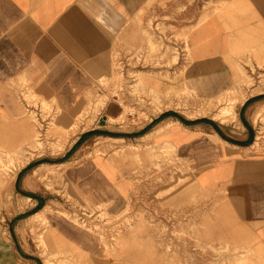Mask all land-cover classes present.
Here are the masks:
<instances>
[{"label":"crops","instance_id":"crops-1","mask_svg":"<svg viewBox=\"0 0 264 264\" xmlns=\"http://www.w3.org/2000/svg\"><path fill=\"white\" fill-rule=\"evenodd\" d=\"M161 14L162 0H0V146L17 149L35 141L36 124L19 118L26 108L19 100L21 84L54 99L66 120L82 107L95 80L111 73L115 49L126 55L125 48L145 47L147 19ZM189 38L194 93L212 99L235 92L239 102L231 116H184L167 108L113 137L145 138L139 142L161 159L169 156L162 148H169L189 180L180 196L169 190L166 172L160 181L136 183L133 170L121 174V163L108 157L66 162L88 134L99 137L107 128L98 119L76 135L57 164L90 207L108 203L110 217L101 232L47 213L50 243L64 244L75 264H264V0H224ZM238 61L261 64L248 86L236 83L242 77ZM106 116L115 113L107 108ZM41 164L27 162L12 179L13 192L31 205L10 220L6 264L33 262L35 254L18 241L13 223L47 207L32 177ZM144 168L140 176L149 178Z\"/></svg>","mask_w":264,"mask_h":264},{"label":"rangeland","instance_id":"rangeland-1","mask_svg":"<svg viewBox=\"0 0 264 264\" xmlns=\"http://www.w3.org/2000/svg\"><path fill=\"white\" fill-rule=\"evenodd\" d=\"M223 3L224 0H162V14L147 19L144 31L146 46L125 48L126 55L115 49L111 73L95 80L83 97L82 107L70 113L66 120L61 118L63 114L54 99H45L35 94L26 83L21 84L23 88H19V100L24 101L26 108L19 118L25 117L36 124L35 141L17 149L5 147L4 144L0 146V264H6L5 261L11 258L8 244L12 242L10 220L18 211L15 207L18 204L31 205L30 200L20 199L11 188L17 170L27 162L44 163L39 165L32 177L36 183L34 189L43 194L48 208L43 215L27 214L25 219L13 223L17 227L18 241L35 254L31 256L32 264H75L76 261L72 251L64 244L57 248V245L50 243L48 212L84 230L105 231V222L110 217L108 203L100 204L97 210L90 207L91 200L83 190L71 185L73 181L69 182L68 174L63 171L64 166L57 164L76 135L97 125L98 119H102V125L107 129L101 128L96 133L99 137L88 134L81 149L74 156H67L66 162L73 164L76 161L77 164L79 160L94 155L108 157L121 163V174L123 171L129 176L133 170L136 183L160 181L166 172L169 175L166 178L171 183L169 190L177 192L179 196L185 193L182 190L189 181L185 167L168 153L169 148H162V152L166 151L169 156L161 159L159 153L153 154L154 149L148 145L143 147L139 142L145 138L123 141L113 137L123 136L126 134L123 130L137 128L167 108H175L184 116L232 115L241 98L235 92L202 99L192 90L197 79L191 77L196 63L191 53L190 32ZM244 63L246 65L237 62L242 77L236 83L248 86L252 74L261 64L258 61L254 64L250 61ZM107 108L115 116H106ZM157 150L161 151L160 148ZM145 162L150 166L147 164L144 168ZM143 168L152 174L149 178H145L144 173L140 176ZM152 170H156V174ZM167 193L171 194L169 191ZM139 195L137 191L134 198L137 199ZM178 225H182L179 220ZM197 227L196 224L194 228ZM183 233L179 228L178 234ZM194 243L200 246L197 238ZM18 259L20 264L21 259Z\"/></svg>","mask_w":264,"mask_h":264},{"label":"bare ground","instance_id":"bare-ground-1","mask_svg":"<svg viewBox=\"0 0 264 264\" xmlns=\"http://www.w3.org/2000/svg\"><path fill=\"white\" fill-rule=\"evenodd\" d=\"M155 81V80H154ZM157 81V80H156ZM149 82V81H148ZM157 86V85H156ZM156 86H154V87H156ZM163 130H165V129H163ZM168 133V132H167ZM158 136V135H157ZM21 198H23V200L24 199H26V200H29V198H27V197H25V196H21L20 197V199ZM25 201V200H24ZM23 201H21L20 203H22ZM27 206L26 205H23V204H18L17 205V207H15V208H17L18 210H23V209H25ZM14 209V208H13ZM47 210H48V208L46 207V208H44V209H42V210H40V211H37L36 213H34L33 215H35V216H38V215H43V214H45L46 212H47ZM47 251L48 252H50V250H49V248L47 247ZM44 264V263H43ZM45 264H47V262H45Z\"/></svg>","mask_w":264,"mask_h":264}]
</instances>
